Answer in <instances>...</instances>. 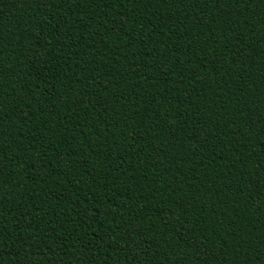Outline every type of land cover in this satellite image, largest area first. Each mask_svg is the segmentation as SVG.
Instances as JSON below:
<instances>
[{
  "label": "trees",
  "instance_id": "obj_1",
  "mask_svg": "<svg viewBox=\"0 0 264 264\" xmlns=\"http://www.w3.org/2000/svg\"><path fill=\"white\" fill-rule=\"evenodd\" d=\"M0 264H264V0H0Z\"/></svg>",
  "mask_w": 264,
  "mask_h": 264
}]
</instances>
